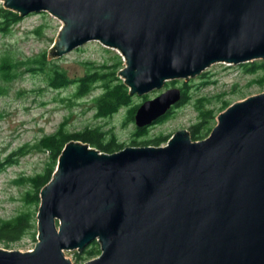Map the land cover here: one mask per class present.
I'll use <instances>...</instances> for the list:
<instances>
[{
	"label": "water",
	"instance_id": "obj_1",
	"mask_svg": "<svg viewBox=\"0 0 264 264\" xmlns=\"http://www.w3.org/2000/svg\"><path fill=\"white\" fill-rule=\"evenodd\" d=\"M62 23L49 61L89 42L115 50L129 96L187 82L215 64L264 61V0H0ZM168 89L135 111L138 129L181 100ZM209 137L177 131L165 147L113 154L71 141L40 190L31 251L0 264H264V93L227 107Z\"/></svg>",
	"mask_w": 264,
	"mask_h": 264
},
{
	"label": "rangeland",
	"instance_id": "obj_2",
	"mask_svg": "<svg viewBox=\"0 0 264 264\" xmlns=\"http://www.w3.org/2000/svg\"><path fill=\"white\" fill-rule=\"evenodd\" d=\"M21 18L12 27L11 33L0 34V57L4 53H10L15 56L16 60H20L36 56L41 52L48 53L47 51L57 39L62 23L51 18L49 14L33 13ZM52 61L56 62L55 65L59 70L72 79L84 77L88 72L95 73L105 65L107 68L105 67L103 72L112 73L111 78L122 81L118 74L125 67V62L119 52L104 48L97 42H89ZM182 82H184L183 79L167 81L160 89H155L142 96H130L129 101L131 104L141 105L144 102L142 100H152L168 89L181 91L182 87L179 84ZM185 83L188 86L186 90L190 100L181 105L178 104L179 102L175 104L176 108L172 110L174 113L164 122L149 125L148 136L164 134L163 136L170 137L177 131L189 130V127L198 120L199 112L194 105L197 98L205 97L209 101L206 105L207 109L215 113L213 129L217 124V117L227 107L248 97L264 93V73L258 71L251 74L243 70L241 65L215 64ZM100 87L96 85L87 98L75 99L72 101L74 105L69 106L67 100L62 102L60 100L67 98L73 100V88L53 90L47 87L41 75L33 76L25 73L9 82L0 80V164L3 166L5 158L18 148L33 144L42 136L54 134L63 124L71 133H76L84 126L98 125L105 133H111L113 138L122 144V149L133 147L131 142L135 138L136 127L134 122L126 121L125 107L120 108L108 118H98L94 114L91 99L100 94L102 90ZM211 131L206 133L201 140L208 138ZM165 145L161 146L165 147ZM45 153L34 151L20 158L14 166H3L4 170L0 171V218L8 219L20 212H27L30 216L32 214L34 224L32 232L24 235L17 243L8 246L0 243L1 249L27 252L31 251L37 242V219L35 217L39 205L34 207L31 201L25 202L24 192L32 188L29 178L46 168ZM30 194L33 195V192ZM33 231L34 234H32ZM74 253L77 252L63 253L72 264H84L99 256L94 255L79 260Z\"/></svg>",
	"mask_w": 264,
	"mask_h": 264
},
{
	"label": "trees",
	"instance_id": "obj_3",
	"mask_svg": "<svg viewBox=\"0 0 264 264\" xmlns=\"http://www.w3.org/2000/svg\"><path fill=\"white\" fill-rule=\"evenodd\" d=\"M21 19L22 18L18 16V14L9 10H5L0 4L1 35H7L11 33L13 29L12 27L15 26ZM38 30L37 32H39ZM48 58L49 56L46 52H41L36 56L20 60H16L13 54L4 53V55L0 57V80L9 82L15 80V78L25 73L31 74L33 76L41 75L42 78H44V81L47 83V87L53 90H61L68 87L73 88V100L68 98L60 100V102L67 100L69 102V106L74 105V102L72 101L75 99H81L83 97L87 98V95H89V93L94 89L93 87L100 85V88H102L100 94L91 99L94 106L93 109L95 110L94 114H96L98 118H108L115 114V112L120 108L125 107L126 121H131L135 124V111L138 110L140 105L131 104V101H129L130 96L128 94L127 87L124 86L120 79L111 78V76H113L112 73L103 72L106 67L105 65L102 68H99V71L94 69L96 70L95 73L88 72L86 75H84V77L72 79L67 77L63 71L58 69L57 65H55L56 62L52 60L49 61ZM241 67L243 70H246L251 74L257 73L258 71L264 73V61L247 63L241 65ZM179 85L182 87V96L180 97L181 100L178 104L181 105L187 100H190V98L187 97L188 94L186 89L188 86L186 83L182 82ZM207 102L209 101L205 97L197 98L194 101V105L199 112V116L198 120L195 121V123L192 124L188 130L192 141L201 140L206 133L212 130L215 113H213L212 110L207 109ZM175 108L176 105L169 109V112H167L164 117L157 120L155 124L157 125L164 122V120L174 113L172 110ZM224 109L226 108L224 107ZM148 135V127L142 129H138L136 127L135 138L132 140L131 145L133 147L139 146V148L149 146L159 147L162 144L165 145L171 137L168 135L165 137L163 136L164 134H157L152 137ZM71 141H78L88 144L90 147L106 154L119 152L123 148L122 144L118 143V141L113 138L111 133L107 134L102 131L101 126H84L83 129L77 131L76 133H71L67 130V128H65V124L58 127V130L54 134L50 136H42L33 144H26L18 148L16 151L9 154L7 158H5L3 166H14L17 164L20 158H23L34 151L37 153L47 152L45 153L47 156V162L45 165L46 168L41 173L29 178L32 188L31 190L24 192L25 202L29 203L31 201V205L37 207L40 202V190L50 181L61 150L67 143ZM3 166L0 164V171L4 170V168H2ZM32 192L33 195L30 194ZM31 216L27 212H20L12 218H0V243L8 246L9 244L15 242L17 243V241L22 239V237L27 233H31V230L34 229L33 218H31ZM32 234H34V231ZM99 252L100 249L98 243L93 242L81 254H74L76 255L77 259L83 260L94 255H99Z\"/></svg>",
	"mask_w": 264,
	"mask_h": 264
},
{
	"label": "bare ground",
	"instance_id": "obj_4",
	"mask_svg": "<svg viewBox=\"0 0 264 264\" xmlns=\"http://www.w3.org/2000/svg\"><path fill=\"white\" fill-rule=\"evenodd\" d=\"M124 60V59H123Z\"/></svg>",
	"mask_w": 264,
	"mask_h": 264
}]
</instances>
